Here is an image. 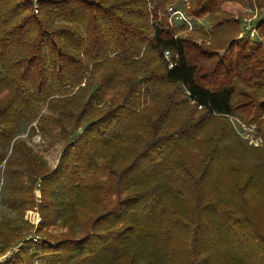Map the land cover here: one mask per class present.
<instances>
[{
  "label": "trees",
  "instance_id": "1",
  "mask_svg": "<svg viewBox=\"0 0 264 264\" xmlns=\"http://www.w3.org/2000/svg\"><path fill=\"white\" fill-rule=\"evenodd\" d=\"M246 1L0 0L2 201L21 216L38 184L44 235L5 264H264V145L226 117L264 138V48L228 6ZM22 125L63 143L55 168ZM22 229L0 221V252Z\"/></svg>",
  "mask_w": 264,
  "mask_h": 264
},
{
  "label": "rangeland",
  "instance_id": "2",
  "mask_svg": "<svg viewBox=\"0 0 264 264\" xmlns=\"http://www.w3.org/2000/svg\"><path fill=\"white\" fill-rule=\"evenodd\" d=\"M184 1H187V0H184ZM228 6L231 7L230 11H233V18L238 23L242 32L247 35L248 39L251 42H256L257 44H260L264 48V29L262 28V26L258 27L259 22L262 19H264V5H258V0H250V1L244 2L241 8H238L237 6L233 4H229ZM171 8L172 10H179L182 13L183 17L185 18V20L178 19L175 17L172 11L168 10L170 16L174 18L176 23L185 24V27L187 29L182 31V35L184 37H188L189 32L195 29H202L201 31H204L207 33L209 32V28H208L209 22L206 17L189 19V17L185 14L183 9H181L180 7L178 9L174 7H171ZM247 20H249L248 22L252 24V26L255 28V33L253 36L250 35V33L252 32V27L246 28ZM192 38H193L194 43L198 45H209L210 43V39L208 38L202 39L197 36H192ZM190 103H193V102L190 101ZM226 117L231 123L236 134L245 143V145L253 146V147L264 145L263 137H262L263 142L261 143V145H251L239 135L241 126L243 124L245 125L251 122H246L236 115H228ZM33 124L35 125V122ZM18 136L24 138L28 146L32 149V151L35 154H38L40 156L47 170H51L56 167L60 159V154H61V149H62V144H63L62 142L54 143L50 138H47V137L45 138L39 132H34V133L31 132V130H29V126H25V125L21 126ZM4 182L5 180L2 176L0 178V221L18 219L19 222L23 223L24 227L27 226L28 229H22L20 232L21 233L20 235L21 236L24 235V236L21 239L18 238L17 240H14L10 242L9 244L5 245L4 250L0 252V254H3L6 251V249L11 247L15 243H18L19 241L26 238L27 236L36 238V240L37 239L40 240L44 237V235H41L42 233L39 234L36 232L37 225L40 223V220H41V216L38 210V203L41 200V193L38 188V184L36 185L33 191L34 203L27 206V208L23 210L22 215L19 216L16 213V211H12L2 201V198H4L7 194L6 190L4 189ZM57 229L58 228H52L49 230L52 234H54V233L59 232ZM33 262L34 264H45V261L41 257V253H36L34 255Z\"/></svg>",
  "mask_w": 264,
  "mask_h": 264
},
{
  "label": "built area",
  "instance_id": "3",
  "mask_svg": "<svg viewBox=\"0 0 264 264\" xmlns=\"http://www.w3.org/2000/svg\"><path fill=\"white\" fill-rule=\"evenodd\" d=\"M168 10L172 11V13L175 15L176 18L185 20V18L183 17L182 13L179 10H172L171 7H169ZM248 21L249 20H247L246 28L252 27V32L250 33V35L253 36L255 33V28ZM164 55L168 56V51H165ZM239 135L251 145H261V143L263 142L262 136L257 132V127L254 122L247 123L245 125L243 124L241 126ZM25 239L26 240L33 239L34 241H36V238L27 236L26 238L22 239L18 243H15L14 245L6 249V251L3 254H0V264H5L11 258H13L17 254V252L20 250V247L23 245V242Z\"/></svg>",
  "mask_w": 264,
  "mask_h": 264
}]
</instances>
